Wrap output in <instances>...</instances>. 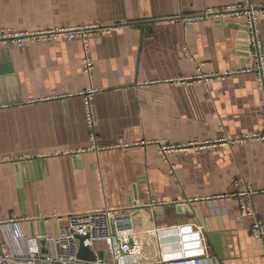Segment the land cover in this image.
<instances>
[{
  "label": "crops",
  "instance_id": "0c3cea01",
  "mask_svg": "<svg viewBox=\"0 0 264 264\" xmlns=\"http://www.w3.org/2000/svg\"><path fill=\"white\" fill-rule=\"evenodd\" d=\"M244 3L0 0V30L85 31L0 45V235L9 264H32L26 238L41 237V256H53L47 237L70 217L93 227L92 251L115 264L103 219L88 218L106 209L132 221L120 264H166L189 241H201L202 264H264L252 233L256 221L264 226V141L250 137L264 131V117L248 19L196 18ZM247 3L261 9L264 48V0ZM89 89L98 90L89 97L93 127ZM160 143L176 150L165 158ZM249 189L256 217L239 221L238 195Z\"/></svg>",
  "mask_w": 264,
  "mask_h": 264
},
{
  "label": "built area",
  "instance_id": "2783aa9c",
  "mask_svg": "<svg viewBox=\"0 0 264 264\" xmlns=\"http://www.w3.org/2000/svg\"><path fill=\"white\" fill-rule=\"evenodd\" d=\"M235 5L224 8L222 10H208L207 12L199 15L196 18H213L214 20H221L223 17L233 16L238 19L246 17L248 19V42L251 49L250 53L254 59V68L252 69L257 75V88L260 94L262 115L264 117V48L258 37L257 31V17L261 12V9L253 8L247 3ZM195 18V19H196ZM194 19V20H195ZM85 31H47L39 33L38 35H30L24 33H15L13 31L2 29L0 30V45L12 46L19 45L24 46L28 39H45L46 37H57L58 34H66L69 39L75 36L83 37ZM84 72L91 75L95 71L94 62L90 56L88 49H86V55L83 61ZM98 90L89 89L86 91L88 96L87 111H88V123L93 127L94 120L92 114V108L89 105V97ZM93 139H95L93 135ZM250 139H259L264 141V131ZM241 141V139L234 140L232 142ZM160 152L167 158L169 154L176 150V147L168 144H159ZM255 193L249 189L246 193L238 195L239 216L237 220H242L247 217H256V208L253 200ZM154 206H157L154 204ZM119 211L113 209H106L95 214L88 216L89 219H103L104 228L101 229L100 238L110 247L115 257V264H120L122 261L124 246L120 245L122 238L128 235V232L132 230V221L128 217H119ZM87 221V220H86ZM16 223V222H13ZM4 223H0L3 226ZM91 225L83 223L79 217H70L68 225L59 228L55 235L47 237V241L54 247L55 254L45 257L41 256L39 248V240L41 237L26 238V253L25 259L32 264H105L104 261L96 255L97 259L94 262L83 261L79 258L81 250L80 237L87 236L85 245L91 248V243L95 239V231ZM184 228H173L164 231L165 234L185 233L188 231ZM190 228V227H189ZM253 235L259 239L264 245V226L260 221H256L252 226ZM17 240V237H14ZM197 242V243H196ZM201 241H195V248L192 243L185 242L181 245L175 246V251L167 252L164 255L166 264H202L203 258L206 256V252L200 245ZM193 247V248H192ZM173 248V247H172ZM10 259L3 253V245L1 244L0 235V264H9Z\"/></svg>",
  "mask_w": 264,
  "mask_h": 264
},
{
  "label": "water",
  "instance_id": "95a60500",
  "mask_svg": "<svg viewBox=\"0 0 264 264\" xmlns=\"http://www.w3.org/2000/svg\"><path fill=\"white\" fill-rule=\"evenodd\" d=\"M87 239H88L87 236L80 237L81 250L79 253V258L83 261L94 262V261H96L97 257H96V254L94 253V251H92V249L90 247H87L85 245V241ZM218 252H219V255H221L219 250H218Z\"/></svg>",
  "mask_w": 264,
  "mask_h": 264
}]
</instances>
